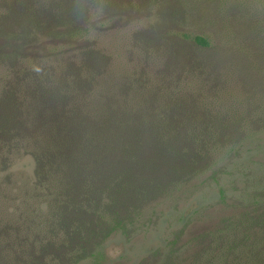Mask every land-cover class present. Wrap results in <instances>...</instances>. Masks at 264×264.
<instances>
[{
  "label": "trees",
  "instance_id": "16d2710c",
  "mask_svg": "<svg viewBox=\"0 0 264 264\" xmlns=\"http://www.w3.org/2000/svg\"><path fill=\"white\" fill-rule=\"evenodd\" d=\"M183 1L0 0V264H103L105 243L219 184L218 153L251 145L245 120L209 100L205 68L182 55L184 41L210 46L175 22ZM159 52L168 60L154 72ZM26 154L34 176L14 178ZM253 191L220 226L193 232L184 257L188 219L143 263L264 264V192Z\"/></svg>",
  "mask_w": 264,
  "mask_h": 264
},
{
  "label": "rangeland",
  "instance_id": "374dc122",
  "mask_svg": "<svg viewBox=\"0 0 264 264\" xmlns=\"http://www.w3.org/2000/svg\"><path fill=\"white\" fill-rule=\"evenodd\" d=\"M172 7L175 22H182L187 33L203 35L209 40L210 46L204 48L194 41H184L182 50L183 57L198 61L205 68L199 80L209 87V100L224 101L231 110L228 118L244 119V133L248 132L254 139L236 155L225 157L218 153L217 160L225 168L219 184L208 179L193 193L172 202L171 207L163 206V213L154 216L149 230L134 234L130 240L115 236L105 243L103 264H144L145 259L152 263L153 250L188 219L187 232L180 242L184 257L193 232L215 229L221 225L222 218L241 211L238 208L245 206L248 190L251 194L253 190L264 192V0H193L183 1L179 8L177 3ZM163 24L164 28L159 27L156 32L164 36L160 39L163 48L173 47L171 38L166 36L173 24ZM164 58L160 52L155 55L154 72L165 66L168 59ZM252 119L256 122H251ZM8 173L17 179L33 178L31 155L17 158ZM4 174L0 172V182ZM220 189L225 193L223 201L218 198ZM196 209L200 216L194 222L189 214Z\"/></svg>",
  "mask_w": 264,
  "mask_h": 264
}]
</instances>
